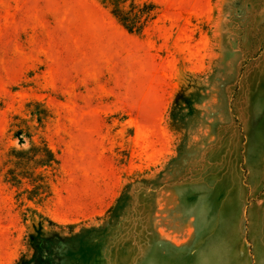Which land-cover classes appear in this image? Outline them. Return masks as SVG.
<instances>
[{
  "label": "rangeland",
  "instance_id": "obj_1",
  "mask_svg": "<svg viewBox=\"0 0 264 264\" xmlns=\"http://www.w3.org/2000/svg\"><path fill=\"white\" fill-rule=\"evenodd\" d=\"M139 1L0 0V264H264V0Z\"/></svg>",
  "mask_w": 264,
  "mask_h": 264
},
{
  "label": "trees",
  "instance_id": "obj_2",
  "mask_svg": "<svg viewBox=\"0 0 264 264\" xmlns=\"http://www.w3.org/2000/svg\"><path fill=\"white\" fill-rule=\"evenodd\" d=\"M103 5L110 9L112 15L117 21L131 34L141 35L157 17V6L149 2H140L139 0H100ZM42 105L35 103L31 105L32 113L37 116V121L43 124L45 119L49 118L47 109H43ZM22 131H17L16 136L22 141ZM27 137L32 139L33 135L28 132ZM24 151L12 150L9 154L11 164V156H22L23 159L28 161V171L25 173L29 176L30 181L33 183L36 191L45 189L47 171H53L59 165L57 154L49 147L48 143L43 140L39 144L31 143L30 149ZM43 170V171H41ZM41 171V172H39ZM11 176V171L9 172Z\"/></svg>",
  "mask_w": 264,
  "mask_h": 264
}]
</instances>
